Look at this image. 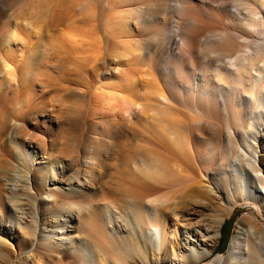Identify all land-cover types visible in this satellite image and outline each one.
I'll return each mask as SVG.
<instances>
[{
  "label": "rangeland",
  "instance_id": "rangeland-1",
  "mask_svg": "<svg viewBox=\"0 0 264 264\" xmlns=\"http://www.w3.org/2000/svg\"><path fill=\"white\" fill-rule=\"evenodd\" d=\"M203 1V8L210 11L221 0H213L216 5L209 0ZM230 2L224 0L222 3L227 5L223 11L226 28L232 31L234 15L244 18L246 15L243 10L237 14L234 3ZM104 3V0H0V264H44L28 255L42 234L54 231L57 219L62 220L64 212L60 211L64 208L80 218L76 224L81 223L77 225L80 231L76 229L69 235L81 238L85 236L80 234H84L82 229L85 227L98 233L97 223H100L104 234L113 236V256L119 264H218L217 255L226 256L232 252L233 237L241 226L253 227L252 239L264 252L263 205L239 196L234 192L236 186L231 180L227 181L228 186L223 183L225 173L219 166L222 163L236 165L239 159L235 152L226 161H221L222 157L217 154L213 164L215 176L209 173L201 178L191 161L180 159L156 134L158 128L150 117L153 112L150 94L156 89H165L175 97H172L170 122L175 127L179 125L180 134L188 136L192 131L195 133L192 139L203 147L209 138L205 129L192 123L195 115L183 106L186 94L181 78L171 74L154 79L140 74L141 69L145 71L148 66L161 68L164 60L161 48L154 51L138 30L163 27L168 17L156 8L152 18L145 19L141 25L130 20L129 35L134 38L104 40L102 22L108 18L113 21L114 14L121 11L120 8H107ZM42 6H49L45 18L42 17ZM185 15V12L180 15V22L185 20ZM175 19V16L170 19L174 27ZM189 28L190 25L187 30ZM72 34H78V37L75 39ZM9 35L12 40L5 42ZM61 36L69 37L73 44L76 41L82 43L79 37H83L84 42L82 45L76 42V48L65 40L62 44L65 50L56 42ZM57 48H62L59 49L61 52ZM67 48L79 56H71L72 51ZM127 50L140 53L139 59L143 61L138 59L136 63L134 60L136 65L132 66L126 64ZM203 50H200L201 54L205 52ZM204 57L200 61H207L212 56ZM110 65L134 73L138 85L134 84L131 91L133 103L126 99L127 93L121 88L118 77L109 72ZM20 77L25 80L20 81ZM134 91L137 96L140 91L137 101L140 105L134 104ZM100 117L108 119L99 120ZM248 117L250 115H245V119L250 120ZM13 121L18 124L15 129L11 126ZM225 140L216 138L213 144L225 146ZM242 148L245 150L246 146ZM151 158L167 167L170 173L167 178L146 174L143 160ZM136 166L141 170L138 171ZM242 180L246 184L245 177L242 176ZM226 187L234 192L231 196L226 194ZM124 191L136 195L137 204L140 202V205L159 210L158 222L165 232L163 242L156 236L148 237L133 229L134 200L124 199ZM49 193L55 198L48 200ZM31 195H35L36 201L30 200ZM260 199L264 201L263 197ZM108 201L118 209L113 206L111 212L125 214L117 217L112 213V223L106 217ZM223 211L219 237L208 239L205 245L210 254L201 251L203 245L196 249L198 252H189L191 248L181 231L182 224L215 225ZM180 213L186 221H181ZM175 222L178 224L172 230ZM114 223L120 227L117 236L111 235ZM42 244L50 250L43 246L35 249H42L44 256L51 258L50 264H95L90 260L84 263L72 254L55 258L54 241ZM102 258L103 255L99 260ZM104 261L114 264L107 259Z\"/></svg>",
  "mask_w": 264,
  "mask_h": 264
},
{
  "label": "bare ground",
  "instance_id": "bare-ground-1",
  "mask_svg": "<svg viewBox=\"0 0 264 264\" xmlns=\"http://www.w3.org/2000/svg\"><path fill=\"white\" fill-rule=\"evenodd\" d=\"M104 1V5L107 8L113 9L115 7V9H121V11L114 14L113 21L110 22L108 18V20L102 22V37L104 40L109 38L119 39L121 37H126L128 39L134 38L131 34L129 35L131 31L129 26L131 23L130 20H132L133 24L141 25V23L145 22V19L149 17L150 19L152 18L153 10L156 8L164 17H168L163 27L156 26L150 30H138L140 36H143L151 43V48H154V51L157 47L161 48L163 52L162 58L164 60L161 68L154 69L153 66H148V69L145 71L141 69L140 74L143 76H152L154 79L160 76L169 77L171 74H175L177 78H181L184 93L186 94L184 97L180 95V97H183V106L195 115L192 123L200 129H205L209 138L206 140L207 143L203 147L201 144L198 145L199 143H196L194 141L195 139H192V136L195 134L192 131H189L188 136L180 134V130L178 129L179 125L175 127L173 122H170L171 110L174 104V99H172V97H175L172 96L171 93L166 92L165 89H156L150 94V100L153 106V112L150 117L153 122L156 123V129L158 128V133H155L163 140L162 142L171 146V150L176 153L180 159L191 161L195 166L197 176L201 178L209 175V173H212L213 177L215 176L213 164L217 159V154L223 158H221V161H226L225 159L235 152L236 157L239 159L236 165L222 163L219 166L220 170L225 173V177L222 178L223 183L225 186H228L227 181L231 180L233 186H236L234 187V192L243 198L246 196L247 199L252 202H259L264 207V201L262 202L260 199V197H263L264 200V0H229L234 3L235 9L232 7L233 5H230L232 2H230L229 5L237 14L240 15L241 10H243L245 12L242 11V13L246 15L245 18L236 17L237 15H234L235 18L233 19H235V22L232 26L233 32L227 29L225 25L227 19L226 16H223V11L226 9L227 5H225V2V4L222 3L224 0H218V2L220 1L221 3L219 2V4L211 8L210 11L203 8V6H205L203 0ZM209 1L215 2L213 0ZM41 2H44V0H41ZM214 4L216 5V3ZM42 7V17L45 18L47 17L49 6ZM183 12L186 13L185 18H183L185 20L180 22V19H182L180 15H182ZM231 12H233V10ZM154 13L156 14V12ZM173 16L176 17L175 27L171 25L173 21L170 20ZM241 16L244 15L242 14ZM228 22L231 24L230 21ZM188 25H190L189 30H187ZM77 35H73V38L75 37L76 39V37H78ZM94 35L96 36L98 33ZM67 36L70 38L72 37L71 34H67ZM82 36L85 40L87 39L83 34ZM66 37H59L56 41L57 44L61 46L66 40L72 45L73 41L69 37L66 39ZM83 37H79L83 40L82 43H80L79 40V42L76 40H74V42L76 41L77 44L79 43L82 45L84 42ZM91 38L93 39V36ZM11 40L12 35L4 39L5 42ZM102 40L100 39V41ZM76 42L72 46L77 45ZM95 43L96 40L94 44ZM103 43L105 44V42ZM81 45L79 47H81ZM61 47H63V45ZM63 48L65 49L66 47ZM201 48L205 50L202 54L200 51L202 50ZM57 49L59 50L62 48ZM70 49L69 52L72 51V49L71 51ZM139 50L140 49H138V52H140ZM129 51L127 50L125 54L126 58L124 56L122 58H125L126 64L131 66L132 64L136 65L139 54H142V52L133 54V52ZM67 54L69 53L67 52ZM77 54H74L72 51L70 55H75V57H77L79 56ZM210 55L212 57H208ZM202 57L207 58V61H205V59L204 61H200ZM134 60H136V63H134ZM141 61L143 60L141 59L139 62ZM108 70L111 74H115V77H118L121 88L125 94L127 93L126 99L129 103H133L131 100V91L134 84L138 85L136 84L137 82L135 83L137 79L134 73L132 74L129 70L126 71L125 68L120 69V67L116 65H110ZM19 80H25V77L22 79L20 77ZM198 81H200V83ZM136 91H134L135 94L133 93L136 95L134 96V104L138 105L140 101L139 103L137 101L140 99L139 96L141 95L139 91V96H137ZM244 105H246V107H244ZM245 115H250V117H248L250 120L245 119ZM105 118L108 119L107 117H100L99 120H106ZM11 126L15 129L18 124L13 121L11 122ZM197 136L201 137L199 134ZM216 138H225V146L221 145L216 147L213 144ZM243 146H246L245 150L242 148ZM143 164L146 166V174H154L155 176L165 178L170 175V173L167 172V167L160 166L158 161L154 158H151V160H143ZM244 165L245 167H242ZM136 169L138 171L141 170L139 166H136ZM239 174H241V176ZM242 176L245 177L246 184L244 180H242ZM227 188L228 187H226L225 192L231 196L234 192H231V189L228 191ZM250 188H252V190ZM127 193V191L122 193L124 199L134 200L137 197L136 195H128L129 193ZM47 198L50 200L54 199L55 196L53 193H49ZM30 200L36 201L35 195H31ZM136 201H133V210L131 208L133 212L131 215L135 222L133 223L132 221L134 225L133 229L148 237L156 236L163 242L165 232L162 224L158 222L160 215L159 210L140 205V202L137 204ZM47 203H49V201H47ZM35 204L36 202L33 204L34 207ZM252 205L256 207L255 204ZM113 206L118 210L112 201L106 205L107 210L109 209L106 217L111 223V218H113L112 213L117 214V217L125 215L111 212L110 209H112ZM60 212H64L62 220L57 219V223L53 226L55 227V229H53L54 231L45 233V235L42 234V237L37 239L36 246L42 247V243H49L53 240L56 245V248L53 249L55 258L61 259L63 254H72L84 263L90 260L95 264H106L104 261L106 259L114 264L120 263V261L113 256V254H115L113 251V236L104 234L100 223H97L101 230H99L98 233L95 232V230H87L84 226L85 228L82 227L84 234H80L85 236L81 237L80 235L81 238H74L69 234L79 229L77 225H81V223L77 222L78 224H76L75 222L80 218L78 219V216L74 213H68L66 208ZM224 213L225 211L217 217L215 225L201 223L199 225L189 226L186 225V223L182 224L181 231L187 236V244L190 245L191 248H189V252H198L196 249L203 245L201 251L205 255L210 254V249L205 245L208 239H216L219 237V229L222 224L221 221ZM34 214L37 216L36 212ZM90 216L91 215H89V217ZM180 218L181 221L187 220L181 213ZM87 221H89V223L91 222L90 219ZM16 223L19 225L20 221L17 220ZM177 224V222L174 223L172 230H175ZM90 228H92V226ZM118 228L120 227L117 223L112 224L111 235L117 236L119 232ZM251 228L253 227H239L236 235L233 237L232 249L234 251L232 250V252L228 253L226 256L217 255L215 259L218 261V264H264V252L258 249L257 243L252 239L253 230ZM79 231H77V233ZM54 236H58V238L55 237L56 239H54ZM60 244L62 246L61 249ZM36 246L31 249L28 257L30 256L33 259L37 258L39 263L44 262V264H50L51 258L49 256L45 257L42 249L39 251L38 248L35 249ZM42 248L50 250L47 245ZM102 255L104 259L102 258L100 261L99 257ZM87 263H89V261Z\"/></svg>",
  "mask_w": 264,
  "mask_h": 264
}]
</instances>
